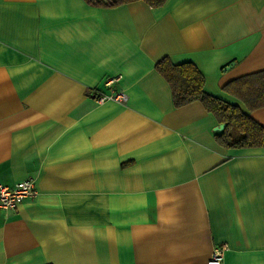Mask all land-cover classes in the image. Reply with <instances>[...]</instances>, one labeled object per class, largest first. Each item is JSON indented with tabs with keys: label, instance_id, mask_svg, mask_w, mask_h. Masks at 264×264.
Instances as JSON below:
<instances>
[{
	"label": "crops",
	"instance_id": "obj_1",
	"mask_svg": "<svg viewBox=\"0 0 264 264\" xmlns=\"http://www.w3.org/2000/svg\"><path fill=\"white\" fill-rule=\"evenodd\" d=\"M164 57L264 125L222 89L264 70V0H0V184L35 187L0 209V264H207L218 244L264 264V146L222 145L201 101L176 106Z\"/></svg>",
	"mask_w": 264,
	"mask_h": 264
},
{
	"label": "trees",
	"instance_id": "obj_2",
	"mask_svg": "<svg viewBox=\"0 0 264 264\" xmlns=\"http://www.w3.org/2000/svg\"><path fill=\"white\" fill-rule=\"evenodd\" d=\"M92 5L111 7L122 3L143 1L150 6H162L167 0H86ZM157 70L169 83L172 99L176 106L193 100L201 101L215 113L223 130L216 132L218 142L225 146H264V125L257 122L248 112L236 104L206 93L203 89L204 76L192 62L172 63L167 57L156 64ZM222 89L239 98L252 111L264 106V70L242 75L225 83Z\"/></svg>",
	"mask_w": 264,
	"mask_h": 264
},
{
	"label": "built area",
	"instance_id": "obj_3",
	"mask_svg": "<svg viewBox=\"0 0 264 264\" xmlns=\"http://www.w3.org/2000/svg\"><path fill=\"white\" fill-rule=\"evenodd\" d=\"M114 77H109L106 81V85H110ZM111 99L117 102H125L127 99L126 94L121 91H112L110 94H101L98 96V100ZM35 193L34 179L32 177H26L17 181L13 186L0 184V209L9 210L15 209L24 199L33 196ZM225 245H215L211 251L207 264H223V252Z\"/></svg>",
	"mask_w": 264,
	"mask_h": 264
},
{
	"label": "water",
	"instance_id": "obj_4",
	"mask_svg": "<svg viewBox=\"0 0 264 264\" xmlns=\"http://www.w3.org/2000/svg\"><path fill=\"white\" fill-rule=\"evenodd\" d=\"M231 64H233L232 62L230 64H228L226 67H224L225 69L228 68ZM225 127V123H219L218 125L214 126V130L216 131H221L223 130V128Z\"/></svg>",
	"mask_w": 264,
	"mask_h": 264
}]
</instances>
